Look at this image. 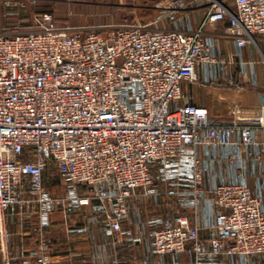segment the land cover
Wrapping results in <instances>:
<instances>
[{"label":"built area","instance_id":"obj_1","mask_svg":"<svg viewBox=\"0 0 264 264\" xmlns=\"http://www.w3.org/2000/svg\"><path fill=\"white\" fill-rule=\"evenodd\" d=\"M202 2L207 13L196 31L165 27L156 18L103 32L59 25L52 12L36 15L28 27H8L0 15L2 264L19 258L9 253L3 223L11 207L21 214L35 209L40 233L34 264H53L45 231L53 213L67 218L96 202L110 228L121 232L131 197L138 190L152 195L172 160L178 167L189 161L190 194L198 206V147L254 143L257 129H264V107L250 109L248 123L211 121L209 83L197 78L196 67L207 58L208 23L225 22L226 34L240 47L264 35V0ZM187 7V0L159 4L171 20ZM184 83L191 86L190 96ZM58 177L66 186L63 195L49 188ZM82 186L93 194H80ZM214 194L216 235L208 252L264 254L263 197L243 180L220 183ZM153 241L159 254L184 252L188 244L198 256L207 252L199 226L186 214L157 228Z\"/></svg>","mask_w":264,"mask_h":264},{"label":"crops","instance_id":"obj_2","mask_svg":"<svg viewBox=\"0 0 264 264\" xmlns=\"http://www.w3.org/2000/svg\"><path fill=\"white\" fill-rule=\"evenodd\" d=\"M188 7L174 20L164 15L159 24L186 31H196L207 13L208 4L202 0H187ZM42 0H0V15L8 27H28ZM207 58L196 67L200 81L208 82L207 105L210 119L215 123H248L250 109L264 107V35L255 43L238 46L226 34V23H208L204 29ZM183 91L191 95V86L183 84ZM201 90L197 102L202 103ZM251 145L236 143L222 146H200L197 154L202 162V201L192 204L189 180V161L178 167L169 162L164 173H159L152 195L141 190L131 197L129 213L121 232H114L107 224L96 202L81 206L65 218L53 213L46 227L52 243L53 264H264V254L240 256L213 255L208 252L210 241L216 235L215 187L224 182L246 181L254 194L263 197L264 204V129L255 132ZM191 153H187V160ZM180 172V173H179ZM178 214L188 215L199 226L206 253L198 256L191 244L181 253L159 254L154 247V231ZM4 226L9 234L8 249L19 258L13 264H34V254L39 242V217L35 211L19 213L11 207L4 216ZM140 237V241L135 239ZM0 264L2 254L0 251Z\"/></svg>","mask_w":264,"mask_h":264},{"label":"rangeland","instance_id":"obj_3","mask_svg":"<svg viewBox=\"0 0 264 264\" xmlns=\"http://www.w3.org/2000/svg\"><path fill=\"white\" fill-rule=\"evenodd\" d=\"M162 0H42L35 11L52 12L62 26H90L106 31L127 24H149L156 18H164L165 11L159 8ZM38 2V0H37ZM202 92V91H201ZM53 172V171H52ZM51 172V173H52ZM57 177V176H56ZM60 177L49 185L52 191L63 195L66 186ZM80 194L91 196L93 189L82 186Z\"/></svg>","mask_w":264,"mask_h":264}]
</instances>
